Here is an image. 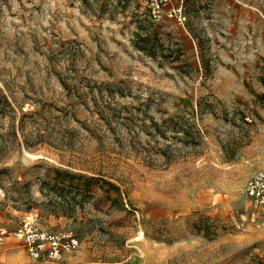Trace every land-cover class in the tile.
Masks as SVG:
<instances>
[{"label": "rangeland", "instance_id": "rangeland-1", "mask_svg": "<svg viewBox=\"0 0 264 264\" xmlns=\"http://www.w3.org/2000/svg\"><path fill=\"white\" fill-rule=\"evenodd\" d=\"M173 3L0 0V264H264V0ZM24 218L78 248L30 259Z\"/></svg>", "mask_w": 264, "mask_h": 264}, {"label": "built area", "instance_id": "built-area-1", "mask_svg": "<svg viewBox=\"0 0 264 264\" xmlns=\"http://www.w3.org/2000/svg\"><path fill=\"white\" fill-rule=\"evenodd\" d=\"M153 19L171 18L179 23L186 21L182 6H176L173 0H141ZM245 194L262 212L264 223V172L252 174L244 186ZM8 230L0 228V245ZM22 241L27 256L35 261L55 262L65 253L78 248L80 240L77 235L66 231H54L38 227L32 219L24 218L15 230ZM30 264V263H28Z\"/></svg>", "mask_w": 264, "mask_h": 264}, {"label": "crops", "instance_id": "crops-1", "mask_svg": "<svg viewBox=\"0 0 264 264\" xmlns=\"http://www.w3.org/2000/svg\"><path fill=\"white\" fill-rule=\"evenodd\" d=\"M12 242L14 243L19 241L16 240V237L13 240H10V236L8 235L4 237V244H6V246L2 250H0V260H4L3 258H5L6 260L9 259L11 261L17 259V257L19 256V252L17 251L18 246L14 245ZM1 247L2 246H0V248Z\"/></svg>", "mask_w": 264, "mask_h": 264}]
</instances>
